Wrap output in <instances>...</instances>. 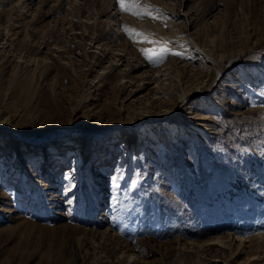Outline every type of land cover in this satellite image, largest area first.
Returning a JSON list of instances; mask_svg holds the SVG:
<instances>
[{
	"label": "rangeland",
	"instance_id": "rangeland-1",
	"mask_svg": "<svg viewBox=\"0 0 264 264\" xmlns=\"http://www.w3.org/2000/svg\"><path fill=\"white\" fill-rule=\"evenodd\" d=\"M139 2L0 0V264H264V0Z\"/></svg>",
	"mask_w": 264,
	"mask_h": 264
},
{
	"label": "snow or ice",
	"instance_id": "snow-or-ice-1",
	"mask_svg": "<svg viewBox=\"0 0 264 264\" xmlns=\"http://www.w3.org/2000/svg\"><path fill=\"white\" fill-rule=\"evenodd\" d=\"M118 5L121 11L127 12L129 14L135 15L137 17H141L143 15H148L151 18L155 19L156 17L151 16V12L149 11L150 6H144L143 8L140 5L139 0H118ZM139 35H144L143 33H139ZM150 43L156 44L161 43V46L158 48L152 49H144L142 50V54L150 63H159L167 58L168 55H175L177 57H181L182 53L178 51H172L166 47L167 41L157 42V41H148Z\"/></svg>",
	"mask_w": 264,
	"mask_h": 264
},
{
	"label": "bare ground",
	"instance_id": "bare-ground-1",
	"mask_svg": "<svg viewBox=\"0 0 264 264\" xmlns=\"http://www.w3.org/2000/svg\"><path fill=\"white\" fill-rule=\"evenodd\" d=\"M256 61H258V60H256ZM225 84V83H224ZM228 85V84H227ZM226 85V86H227ZM0 135L3 137L2 139H4V138H8L7 140H10V139H12V138H15L16 137V133L15 132H13V131H11V130H8V129H5V127H0ZM11 135V136H10ZM2 139H0V142H2ZM61 143L60 144H56V145H54V148H47V152H50V153H54V155H51L52 157H51V159H56V163H58V162H60L61 161V154L60 155H57L58 154V152L59 151H61L62 149H65V147H61ZM57 147H60L59 149H57ZM56 148V149H55ZM86 148H87V144H82V145H79L78 146V150H77V153L79 154V155H83V156H85V160L86 161H90L91 159L89 158V152H88V154L86 153L87 151H86ZM61 149V150H60ZM63 151V150H62ZM85 151V152H84ZM59 153H61V152H59ZM14 154V153H13ZM81 155V156H82ZM4 157H1V161H2V163L0 164V166L3 168V170H6V169H8V170H11L12 171V167H13V165L11 166V167H7V163H9L10 162V160H9V156L8 155H6V154H4L3 155ZM47 156V155H46ZM17 160H18V158L16 159V163H17ZM50 161V160H49ZM85 161V162H86ZM13 162V161H12ZM15 163V164H16ZM20 164L22 165H24V163L23 162H20ZM86 164V163H85ZM24 178H26V176L24 177ZM28 180V178L27 179H25V181H27ZM39 185H43V183H40Z\"/></svg>",
	"mask_w": 264,
	"mask_h": 264
}]
</instances>
